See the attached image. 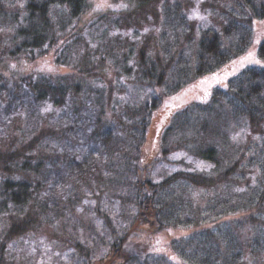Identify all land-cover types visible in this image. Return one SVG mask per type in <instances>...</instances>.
Returning a JSON list of instances; mask_svg holds the SVG:
<instances>
[{
	"label": "rangeland",
	"instance_id": "rangeland-1",
	"mask_svg": "<svg viewBox=\"0 0 264 264\" xmlns=\"http://www.w3.org/2000/svg\"><path fill=\"white\" fill-rule=\"evenodd\" d=\"M142 1L144 5L140 6L141 8L135 7ZM260 2L259 0H88L89 6L81 16L82 20L88 21L90 18H96L98 14H104L101 18L103 24L100 29H102L110 28L116 16L120 18L124 29L122 34L116 36L121 38V41L114 46L123 48L125 53L135 54L139 50L135 48L130 51L132 48L130 33L133 30L136 33L140 32L138 36L140 39L151 38L147 47L151 57L154 58L160 49H164V52H169L171 49L176 55L172 61L173 66L200 65L198 42L202 39L208 41L213 37H217L220 42L219 55L204 53L206 65L213 68L212 70L217 69L218 79L199 78L194 83L195 78L192 75L193 79L188 81V84L191 82L193 84L181 87L179 92L159 90L162 97L153 102L152 114L146 124L145 134L142 135L141 151L137 156L142 179L152 176L157 180L175 172L210 170L212 163L207 158L194 154L186 148L172 149L166 154L162 151L165 135L169 139L168 143L173 142V136L179 137L180 130L168 134L167 129L171 125L170 111H174L176 106L182 108L192 101L210 104L214 99L213 95H217L216 99H220L221 103L224 102V109L220 111L228 114L227 124L222 122V130H220L224 134L222 137L225 136L224 151L226 150L230 159L236 158L239 161L236 175L252 170V173L257 175V166L264 167V59L257 51L260 42L264 41V15L259 11ZM24 4L26 0H0V75L6 76L3 77V81L1 80L5 87H0V175L7 174L4 172L7 164L1 159L3 152L8 149L7 142L13 140L19 142L16 144L19 145L20 141H32V134L35 132L38 134L39 127L44 133L53 130L54 136L46 141L50 146L62 142L63 152L59 160L56 159L54 163L46 162L45 165L51 171L54 169L53 165L57 164L58 173H54L53 177L30 173L28 178L43 179L44 186L41 189L58 191L56 192L58 196L54 199L53 206L50 205L49 211L53 209L55 213L60 211L62 213L53 220L56 225L48 221L41 223L34 232L32 231L30 237L13 235L14 237L8 240L2 264H203L199 260L205 257H208L209 261H215V264H233V259L229 258L230 261H227L216 258L215 255L234 256L235 253L242 255L239 261L244 262L243 264H264V232L259 227L260 219L254 221L249 217L252 212L257 215L256 211L230 213L228 205L233 203L230 201L232 198L230 193L233 190L228 192L222 189V185L195 184L186 179H177L173 185L167 186L164 190L170 193V197L177 196L175 201L170 202L171 211L181 216H177L181 223L168 219L165 224L158 225L159 223L152 217L151 222L146 225L137 224L134 231L136 233H133L130 242L119 254L112 255L111 259L105 255L106 249L111 250L107 241L113 240L108 225L113 226L112 232L114 229L122 232L123 224L130 225V220L133 219L129 214L133 210L131 203L120 204L118 201L117 195L121 196L126 188L113 190L114 195L107 191L99 195L97 190L101 188V184L96 177L85 173L82 179L72 173H77V170L69 171L75 169L79 163H86V160L89 163L95 161L102 166L104 154L101 148L103 150L104 148L99 140H95L91 146L96 145L98 148L100 144V151L93 148L94 153L91 149L88 154L85 150L86 147L91 148L89 145H83V142L70 145L67 141L57 139L56 136L60 128L68 123L71 126L85 127L86 132L99 126L100 121L95 116L96 109L93 106L76 105L86 93H89L90 86L95 89L96 85L100 84L106 99L109 100L112 96L106 103L104 115L101 116V122L103 120L106 123L110 122L112 117L115 118L113 115L115 111L111 108L115 100L119 101L120 98L131 100L133 104L128 108L135 109L139 105H144L145 92L141 93L140 85L137 87L132 81H129L127 86L117 81V70L122 66L117 63L120 61L119 55L107 57L101 62L97 57L88 60L83 55L75 58L71 56L72 61L80 65L72 68L69 57L64 59L62 56H57L62 52L63 43L59 48H39L33 55L24 52L8 53L9 48L20 41L15 34L21 25L20 21L25 17ZM50 12L62 15L66 14L67 10L63 5L51 4ZM81 47L83 48L82 45ZM79 69L83 71L79 72ZM37 70L43 74L35 73L38 72ZM34 74L39 77L38 83L48 80L49 86L55 88H60L59 85L65 81L67 83L78 79L82 82L81 91L74 93L70 89L71 99L68 93L66 101L63 100L64 106L68 107L66 112H63L64 110L59 106H54L51 99L35 101L29 92L22 98L23 105H16L18 99L16 92H13L17 89L15 85L18 84L21 76L28 77ZM127 78L129 77L122 75L123 80ZM94 79L101 81L97 80L96 83ZM208 81L216 85L207 87ZM259 85L260 91H255ZM3 89H11L13 93L1 91ZM56 94L54 92L52 96ZM60 105H63V102ZM250 108L259 110L261 114L251 118L248 115ZM129 114L131 110L127 109V115ZM78 115H82V118L78 117L80 121H74ZM84 119L88 121L91 119V122H86ZM100 130L101 133L110 132L112 125L107 124ZM22 132L26 136L21 139ZM64 156L70 160L68 166L64 162ZM132 162V165L129 161L124 163L125 166L130 167L131 175L137 171L134 169V165L137 164L136 159ZM13 175L11 176L23 177L24 173L15 172ZM241 186L235 189H242ZM97 198H100V202ZM57 200L60 203H57ZM59 205L65 207L61 210ZM120 208L126 209V216L123 218L119 215ZM186 217L191 219V224H184ZM14 219L19 221L14 215L0 211V246L6 236L5 231L10 228ZM261 219L264 222V216ZM71 238H75L83 247L89 248V255L92 256L90 263L84 259L83 251H77Z\"/></svg>",
	"mask_w": 264,
	"mask_h": 264
},
{
	"label": "trees",
	"instance_id": "trees-1",
	"mask_svg": "<svg viewBox=\"0 0 264 264\" xmlns=\"http://www.w3.org/2000/svg\"><path fill=\"white\" fill-rule=\"evenodd\" d=\"M259 2L261 4V10L259 9V11L261 15H264V0H259ZM51 4L65 6L67 10L66 14H52L50 12ZM142 5H144V1L138 3L135 7L141 8ZM24 6L25 17L20 21L21 25L15 34L20 41L12 48H9L10 52L8 51V53L18 54L24 52L27 55H33L39 48H59L63 43L64 45L61 48L62 52L60 50L61 54L57 56H62L64 59L69 57V64H71L72 68H77L80 65L72 61L71 56L75 58L83 55L88 60H93L97 57L101 62L107 57L119 55L120 61H117V63L122 66H119L120 69L117 70V81L126 86L129 81H132L137 87L140 85L139 91L141 93L145 92L144 105H139L135 109L128 108L133 104L131 100L126 101L123 98H120L119 101L115 100L111 106L112 110L115 111L113 114L115 118L112 117L108 123L102 120V123L101 116L102 114L104 115L106 103L109 102L112 96L109 97V100L106 99L105 94L102 93V86L100 84L96 85L95 89H92L93 86H90L88 88L89 93H86L84 98L79 103H76V105L93 106L96 109L95 116L100 121L99 126H95L94 129L86 132L84 130L85 127L71 126L68 123L65 127L60 126L59 134L56 136L57 139L67 141L70 145H78L81 142L84 143L83 145H89L91 148L86 147L85 150L88 154H90L89 150L91 149L92 152L95 151L93 148L100 151V144H98V148L96 145L91 146L95 140H99L101 146L103 144L104 148V150L101 148V152L104 154V163L102 166L95 161H90L89 163L86 160V163H79V165L75 166V169L69 171L77 170V173H72L79 178H82L85 173L88 176L92 174V177H96L99 184H101V188L97 190L99 195L106 191L114 195L113 190L117 191L120 188H126V191L121 196L117 195L118 201L120 204L123 202L131 203L133 210L129 214L132 215L133 219L130 220V225L123 224L122 232L116 229L112 232L113 226L108 225L113 240L107 241L111 250L106 249L105 255L111 259L112 255L119 254L121 249L130 242V237L133 233H136L134 231L137 224L146 225V223L151 222L152 217L159 223L158 225L165 224V221L168 219H174L173 222L180 221L178 223H181V220L177 219V216L180 215H177V212L174 214L171 211L170 202L175 201L177 196L170 197V193L164 192L167 189L166 187L173 185L177 179H186L195 184L222 185V189L224 188L223 190L228 192L233 190L230 193V197H232L230 201L233 203L231 205L229 203L228 206L230 207L228 212L236 214L240 211L255 210L257 215L252 212L249 214V217L254 221L260 219V226L259 223L256 226H259L264 232V222L261 219L264 216V167L257 166V175L252 173L253 170L240 172L238 176L236 175L235 172L239 169V161L236 158L230 159L229 154L223 148V144L226 142H224L225 136L222 137L224 135L221 131L222 122L225 125L227 124L228 114L220 111L224 109V102L222 101L221 103L219 101L220 99H216L217 95L212 96L214 99L210 104H205L201 101H192L188 102L182 108L175 105L177 108L174 111H170L171 125L167 130L168 134L180 130L179 137L173 136L174 140L170 143H168L169 139H167L166 135L163 137V154H166L172 149L186 148L194 154L207 158L212 163L210 170L185 171V173L175 172L163 177V179L157 180L153 179L152 176H146L144 179L141 178L142 170L138 165L137 156L141 151L142 135L145 134L146 124H148L152 114L153 102L155 99L162 97L159 90L175 93L181 91V87L191 85L193 82L195 83L199 78H206L205 80L209 77L218 79L217 74L219 73H217V69L212 70L213 68H209L206 65L207 62L204 55V53L219 55L220 42L217 37H213L208 41L202 39L198 42L200 65L195 64L187 67L182 64H177V66H173L172 61L176 55L171 52V49L169 52L167 51L168 53L164 52V49H160V52L154 58L151 57L148 54L149 52H147L148 43L151 41V38L140 39L138 37L140 36V32L136 33L135 30L130 33V46H132L130 51L137 48L139 49L138 52L135 54L134 52L125 53L123 52V48L114 46L121 41V38L116 36L122 34L124 29L120 18L117 16L114 18L110 27L111 29L106 27L100 29L103 24L101 18L104 14H98L96 18L83 21L81 16L89 6L88 0H26ZM15 16L17 17L18 15ZM141 40L142 43H140ZM257 51L258 55L264 59V41L260 42ZM64 52L67 54H64ZM80 70L82 69H79V72L83 71ZM37 71L35 73L43 74L39 70ZM253 74L255 75V73ZM122 75L129 78L123 80ZM192 75L195 81L188 84V81L193 79ZM3 77L6 76L1 74L0 87L4 85V82L1 83ZM38 79V75L35 74L34 76L30 75L28 77L21 76L18 84L15 85L17 88L16 91H13L16 92V98L18 99L16 105L22 106L24 102H22V98L29 92L33 95L35 101L46 98L48 100L51 99L50 101H52L54 106H59L64 110L63 112H66L68 107L66 108L64 106V101H66L70 89L74 93L81 91L82 82L78 79H73L67 83L65 81L59 85L60 88L49 86L50 84L47 83L48 80H43L41 83H38ZM97 80L101 81L99 79ZM97 80L94 79L96 83H98ZM210 85L212 84L208 81L207 87ZM259 86H257L255 91H260L261 86ZM10 90L3 89L1 91L11 92ZM54 92L57 93V96L55 95L53 97L52 93ZM65 93L67 94L65 95ZM68 96L71 99L70 93ZM62 102L63 105H60ZM127 109L131 110V114L127 115ZM258 114H261L259 110H253L251 108L248 112L251 118ZM78 117L82 118V115H78L74 121H80ZM85 121L91 122V119ZM107 124L112 125V130L107 133H101L100 129L103 126H107ZM37 129L39 132L38 134L36 132L32 134V141H20L19 145H16L19 142H14L13 140L12 142H7L6 146L8 149L3 152L4 154L1 157L2 161H5L7 164L4 169V172L7 174L4 176L0 175V211L14 215L19 218V221L14 219L11 222L10 228L5 231L6 236L0 246V264L5 259L4 253L7 250L8 240H11L15 235L30 237L32 231L34 232L41 223L44 224L46 221L52 225H56V222H53V220L60 217L62 213V211L55 213L53 209L51 212L49 211L50 205L53 206V201L58 196V191L56 189H41L44 186L43 179L35 180L34 177L32 179L28 178L30 173L34 175L42 174L46 177H53L54 173L57 174V164L53 165L54 169L51 171L45 164L46 162L50 163L52 161L54 163L57 161L56 159L59 160L63 152L62 147H64L62 142L55 146L48 145V141L46 140L54 136L53 130L52 132L47 131L44 133L40 127ZM20 136L22 139L26 134L22 132ZM53 138L55 139V137ZM135 159L137 164L134 165V169L137 171L131 175L130 167L125 166L124 163L129 161L132 165V160ZM69 161L64 156V162L67 166ZM82 169L84 170L79 172ZM15 172L24 173V176L13 177L15 176L13 175ZM237 186H241L242 189H235ZM179 197L182 196L179 195ZM100 198H97L98 202H100ZM57 203H60V201L57 200ZM59 207L62 210L65 206L59 205ZM125 211V208L119 209V215L122 218L126 216ZM186 219L185 225L192 223L191 219L189 220L187 217ZM107 220L108 218H106ZM242 221L238 224L240 225ZM71 239L73 240V245L77 247V251H83L84 259H87V263H90L92 256L89 255V248L83 247L75 238ZM251 251L249 250V252ZM241 256L240 253H235L234 256L229 254L215 255L216 258H223L227 261L233 259V264H243L244 262L241 263L239 261ZM218 260L220 261L221 259ZM199 261L203 264H215V261H209L208 257L202 258Z\"/></svg>",
	"mask_w": 264,
	"mask_h": 264
}]
</instances>
